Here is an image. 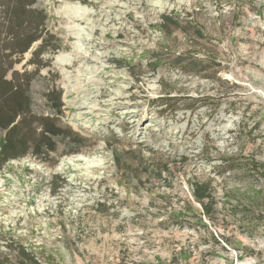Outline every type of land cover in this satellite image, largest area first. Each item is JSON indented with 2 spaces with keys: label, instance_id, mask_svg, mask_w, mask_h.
Listing matches in <instances>:
<instances>
[{
  "label": "rangeland",
  "instance_id": "obj_1",
  "mask_svg": "<svg viewBox=\"0 0 264 264\" xmlns=\"http://www.w3.org/2000/svg\"><path fill=\"white\" fill-rule=\"evenodd\" d=\"M30 2L0 0L33 117L0 158V264H264V0Z\"/></svg>",
  "mask_w": 264,
  "mask_h": 264
},
{
  "label": "trees",
  "instance_id": "obj_2",
  "mask_svg": "<svg viewBox=\"0 0 264 264\" xmlns=\"http://www.w3.org/2000/svg\"><path fill=\"white\" fill-rule=\"evenodd\" d=\"M34 2L35 0H31L28 5H33ZM21 3L23 6L27 3V0H17V5ZM36 41L37 39L32 40L30 45ZM18 87V84L12 85L3 81V76L0 75V127L7 131L4 144L1 146L0 158L2 163L27 154L28 144L31 141L29 136L32 135L27 132L29 130L28 120L33 118L30 110L31 103L19 97L24 92L22 89L19 90ZM46 128L48 130L46 129L47 131L43 135L53 133L50 128ZM22 131H25V133H22ZM38 146L37 142L35 144L36 149ZM33 153L37 156L40 155V152L36 150ZM193 195L196 201L205 207V214L210 215L211 211L208 205L212 201V195L208 187L202 184H194ZM18 252V256L25 261L24 264H38L35 258L26 253L24 249L20 248Z\"/></svg>",
  "mask_w": 264,
  "mask_h": 264
},
{
  "label": "bare ground",
  "instance_id": "obj_3",
  "mask_svg": "<svg viewBox=\"0 0 264 264\" xmlns=\"http://www.w3.org/2000/svg\"><path fill=\"white\" fill-rule=\"evenodd\" d=\"M85 13H83V15H84ZM83 15H81V17H83ZM86 15V14H85ZM85 18V17H84ZM262 43H260V45H261ZM80 59H83V57H81Z\"/></svg>",
  "mask_w": 264,
  "mask_h": 264
}]
</instances>
